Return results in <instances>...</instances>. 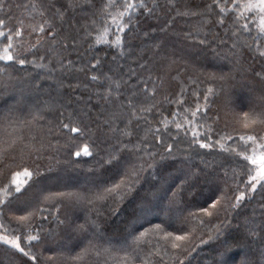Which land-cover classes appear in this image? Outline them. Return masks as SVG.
I'll list each match as a JSON object with an SVG mask.
<instances>
[{
    "label": "trees",
    "instance_id": "1",
    "mask_svg": "<svg viewBox=\"0 0 264 264\" xmlns=\"http://www.w3.org/2000/svg\"><path fill=\"white\" fill-rule=\"evenodd\" d=\"M73 2L5 0L0 10L9 27L23 21L16 46L35 58L0 73V235L20 236L29 253L0 241V264H264V191L230 206L253 168L239 136L264 135V124L243 127L244 113L264 111V39L259 49L251 40L258 29L233 36L234 14L220 26L213 0H130L136 7L114 45L123 8ZM107 13L116 20L105 36ZM41 24L44 33L34 30ZM53 29L57 42L75 37V45L53 43ZM24 168L32 176L16 192L10 181Z\"/></svg>",
    "mask_w": 264,
    "mask_h": 264
},
{
    "label": "snow or ice",
    "instance_id": "2",
    "mask_svg": "<svg viewBox=\"0 0 264 264\" xmlns=\"http://www.w3.org/2000/svg\"><path fill=\"white\" fill-rule=\"evenodd\" d=\"M86 3H89L90 0H85ZM213 5H215L216 8L219 9L218 13V19L216 21L217 24L220 26H223L226 22V17L228 13L231 11L234 15L231 18V23L235 25H239L238 28H236L235 31H233L232 35L237 36L238 33L247 32L249 34L252 33V27L251 25H255V28L258 29V34L251 36V40L257 45V48L259 49V46L261 44L262 39H264V0H231V5L227 3V0L223 4L220 3V0H213ZM82 6L79 3V0H74L73 7H79ZM5 7V0H0V10H3ZM52 7H55V5H52ZM136 7V4L134 2H130V0H124L123 4H120L117 2V0H109L107 4L104 5V8L101 9L103 12L107 8H115L120 9L123 8V11H118V16L120 17L121 23L118 25L117 32L113 33L115 36V39L111 41L110 43L114 45H120L122 43V36L119 35V33L124 32L125 30V13H127L129 10ZM140 7H144L142 0L140 3ZM206 8L211 9L212 5H205ZM192 15H198V13L193 12ZM241 18H243V23H240ZM12 19L11 15H7L5 18H0V41H5L0 47V61H3L6 65L5 68H0V73H6L7 68L10 65L9 62H15L19 65H25L27 63H33L35 64V58L33 61H28L25 58V51H21L16 45H19L21 41L23 40V34H24V24L23 21H19L20 27H9L8 22ZM111 19L112 21L116 20V16H114L112 13H107L105 20H104V34L107 35L108 28V20ZM128 20H131V17H128ZM258 21V23H256ZM44 23L50 24L49 21H45ZM93 23H96L93 21ZM35 31H38L39 33H44L45 27L44 24L39 25L38 29H34ZM47 35L52 38L53 43H60L62 49H67L71 45H75L76 38L75 37H62L61 41L57 42L56 32L55 29L48 31ZM88 36L91 35V33H87ZM42 39V37H41ZM71 40V45H69L68 41ZM99 42V39L97 40ZM104 42L108 43L109 41L105 40ZM40 43V39L37 40V44L32 45V48H35ZM201 44L205 43L204 40L200 41ZM235 43L233 44V47H235ZM248 47H251V45H247ZM261 55H264V52L260 53ZM41 60L44 59L43 56L40 57ZM61 65H63L64 60L63 58L60 59ZM70 64L71 61H68ZM100 61L97 60L95 64H93V68L97 67L99 65ZM36 67H44L42 64L35 65ZM93 79H96V77H93ZM211 92V89H209ZM205 100H207V96H205ZM182 101H178V103H181ZM129 104H132L133 101L129 100ZM199 112V108H197L195 111L191 112V115L193 118L197 116V113ZM43 119V117H41ZM185 120H187V117H185ZM188 123H192V121H188ZM257 123L264 124V111L260 113H256L250 117L249 113H244V122L243 127L245 129H250L252 125H255ZM183 125L181 123H176V128L179 130L182 128ZM62 128L68 129L69 131L76 133L81 132L82 129L78 127H70L69 124L65 123L62 124ZM159 129H157V132ZM255 132V129L252 128L250 132L247 134H241L239 136L240 141H242L245 145V149L242 150L239 155L243 156L245 160L249 162V165L255 166L254 171L255 174L253 175V168L248 167L247 168V175H248V181L246 184V189L239 192V195L235 196V204H231V207H238L245 199V192L249 191L251 193H256L258 190L264 191V135H256L253 134ZM193 135L195 136L196 133L194 132ZM22 139V138H21ZM228 139H232L231 136L228 137ZM251 145V155L246 154L248 145ZM193 143H199L201 148H210L212 147L211 144L202 143L200 140H193ZM13 144H15V140H13ZM13 144L8 145L9 148L13 146ZM172 145H168V150L171 151ZM84 155H90L89 149L87 146H85L82 150ZM81 151H77L75 154L79 156L81 154ZM3 158V154L0 153V159ZM135 175V173H133ZM31 177L32 173L27 169L24 168L23 172H15L13 175L12 180L10 181L11 185L15 186V191L19 192L20 187L23 183H25L24 180L20 179V177ZM115 187H119V185H116ZM6 190L11 193L12 188L7 187ZM250 199L252 197H249ZM4 201H0V204H3ZM212 207H217V201H213ZM202 212L207 213L208 215H211L210 212H208L207 208H202ZM21 220L26 219V217H20ZM159 227V225H157ZM171 233H166V236H171ZM211 238V237H210ZM29 240H35L38 239V237L30 236L28 237ZM177 240H183V236H177ZM0 241H2L4 244L11 246L12 248L18 250L20 253H23L24 255H29L28 252L25 251V248L21 246V237L20 236H7V235H0ZM205 241H201V243H204ZM173 248L179 247L178 244H173ZM35 259V257H33Z\"/></svg>",
    "mask_w": 264,
    "mask_h": 264
},
{
    "label": "rangeland",
    "instance_id": "3",
    "mask_svg": "<svg viewBox=\"0 0 264 264\" xmlns=\"http://www.w3.org/2000/svg\"><path fill=\"white\" fill-rule=\"evenodd\" d=\"M256 23H258V21H257ZM216 66L219 67L220 64L217 63ZM185 124H187V126H189L188 123H185ZM194 132H197V126H196L195 124H194ZM248 148H249V153H248V155H251V150H250L251 145H250V142H249ZM253 168H255V166H253ZM254 174H255V173H254ZM20 179H22V180L25 181V183H23V184L21 185V187H20V190H22V189L26 186V184L29 182V180L31 179V177H23V176H21ZM160 197H161V196H159V198H160ZM157 198H158V197H157ZM146 214H147V215H146L145 218H149V217H151V216L160 217L161 215H163L162 213L160 214L159 212H153V213H148V212H147ZM231 263H233V260H231Z\"/></svg>",
    "mask_w": 264,
    "mask_h": 264
}]
</instances>
